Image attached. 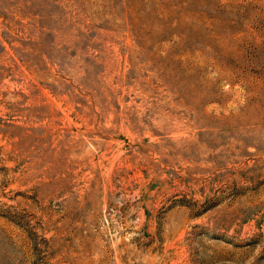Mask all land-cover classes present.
I'll list each match as a JSON object with an SVG mask.
<instances>
[{
	"label": "rangeland",
	"instance_id": "obj_1",
	"mask_svg": "<svg viewBox=\"0 0 264 264\" xmlns=\"http://www.w3.org/2000/svg\"><path fill=\"white\" fill-rule=\"evenodd\" d=\"M0 264H264V0H0Z\"/></svg>",
	"mask_w": 264,
	"mask_h": 264
}]
</instances>
